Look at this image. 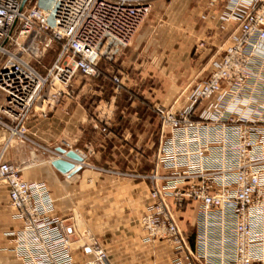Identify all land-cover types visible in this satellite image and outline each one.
Returning a JSON list of instances; mask_svg holds the SVG:
<instances>
[{
	"label": "built area",
	"instance_id": "obj_1",
	"mask_svg": "<svg viewBox=\"0 0 264 264\" xmlns=\"http://www.w3.org/2000/svg\"><path fill=\"white\" fill-rule=\"evenodd\" d=\"M153 1L29 0L22 8L23 0H0L4 147L32 142L31 116L73 98L77 74L99 77L102 59L114 60L130 45ZM229 7L226 19L240 24L235 45L220 49L209 76L182 105L157 107L158 162L166 173L149 177L152 202L141 223L149 237L173 246L171 264H264V120L233 112L243 105L264 116V0H230ZM55 46L51 65L39 69ZM112 79L119 91L122 76ZM0 183L19 223L12 249L24 264H77L74 233L55 215L47 185L25 180L18 166L2 161ZM187 202L198 206L196 251L177 217ZM81 239L94 256L82 264H109L97 240Z\"/></svg>",
	"mask_w": 264,
	"mask_h": 264
},
{
	"label": "crops",
	"instance_id": "obj_2",
	"mask_svg": "<svg viewBox=\"0 0 264 264\" xmlns=\"http://www.w3.org/2000/svg\"><path fill=\"white\" fill-rule=\"evenodd\" d=\"M229 1L154 0L130 45L114 60L102 59L99 77L77 74L73 98L46 113L35 111L28 122L32 142L14 140L5 148L0 130V161L18 166L25 180L47 185L55 215L74 233L77 264L94 258L82 246V232L106 250L109 264H171L173 246L149 237L141 223L152 202L149 177L166 173L158 162L163 130L157 107L182 105L209 76L220 49L235 45L240 24L226 19ZM114 74L122 76L119 91ZM243 111V105L233 110L264 120L255 108ZM58 148L84 158L76 163L79 171L64 174L52 165L66 159ZM177 217L188 247L196 251L197 204L187 202ZM18 228L0 183V264H24L12 249Z\"/></svg>",
	"mask_w": 264,
	"mask_h": 264
},
{
	"label": "water",
	"instance_id": "obj_3",
	"mask_svg": "<svg viewBox=\"0 0 264 264\" xmlns=\"http://www.w3.org/2000/svg\"><path fill=\"white\" fill-rule=\"evenodd\" d=\"M29 0H23L22 8L27 4ZM57 152L65 156L66 159L58 158L52 161V165L61 173H74L80 170V167L76 168V163H83L84 158L76 150H66L58 148Z\"/></svg>",
	"mask_w": 264,
	"mask_h": 264
},
{
	"label": "rangeland",
	"instance_id": "obj_4",
	"mask_svg": "<svg viewBox=\"0 0 264 264\" xmlns=\"http://www.w3.org/2000/svg\"><path fill=\"white\" fill-rule=\"evenodd\" d=\"M151 12H152V10L150 11L148 16H150ZM57 50H58V46H55V48L53 50H51L49 53L46 54V56L44 57L43 62H42L43 65L42 66L41 65L38 66L39 69L43 70V67H45V66L48 67V66L51 65V63L53 62V60H54V58L56 56V51ZM0 94H1V92H0ZM82 234H84V233L82 232ZM86 235L87 234H84V236H86Z\"/></svg>",
	"mask_w": 264,
	"mask_h": 264
}]
</instances>
